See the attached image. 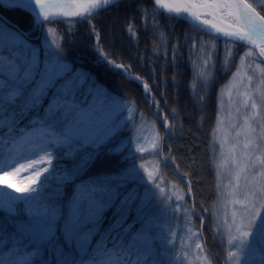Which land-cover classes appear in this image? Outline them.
I'll use <instances>...</instances> for the list:
<instances>
[{"label": "snow or ice", "instance_id": "snow-or-ice-1", "mask_svg": "<svg viewBox=\"0 0 264 264\" xmlns=\"http://www.w3.org/2000/svg\"><path fill=\"white\" fill-rule=\"evenodd\" d=\"M111 2L94 0L92 7ZM129 2L137 11L142 7L136 0ZM51 6L50 0H0V11L30 21L26 28L0 15V264H170L161 244L170 243L171 237L156 232L159 225L149 211L157 191L161 203L168 199L165 189L151 173L143 181L148 187H143L134 164L107 170L111 159L127 161L131 156L130 144L116 139L124 123V103L92 70L69 60L61 45L53 46L47 36L43 43L31 40L32 30L43 31L45 23L53 22ZM168 12L179 15L181 9L169 7ZM183 13L195 26H205L202 32L214 30L215 36L259 47V56L264 58V15L249 0H192ZM217 13L238 26L231 31L215 24L208 28V19H200L202 14ZM132 27L128 31L134 35ZM95 40L92 51L97 65L126 74L130 66L109 58L116 53L102 47L98 32ZM177 47L187 48L190 55L195 50L205 69L211 67L215 52L206 51L201 38L178 40ZM173 54L174 59L179 56L177 48ZM253 55L249 50L240 60ZM255 69L259 83L252 84L257 79L254 75L246 76L252 87L236 109L238 114L239 105L245 110L243 124L232 125L236 138L245 136L244 161L236 151L238 139L225 160L233 188L224 206L227 264H264V133L257 134V127L264 128V67L258 63ZM209 75L208 71L198 73L202 81ZM152 76L149 69L148 80L141 75L131 79L150 95L158 87ZM152 103L158 102L153 98ZM162 122L167 125V117ZM37 128L41 131L38 152L5 157L7 144L27 139ZM226 142L221 140V149ZM22 172L27 183L23 179L8 182ZM228 203L239 205L240 210L229 214ZM195 247L201 249V244Z\"/></svg>", "mask_w": 264, "mask_h": 264}, {"label": "trees", "instance_id": "trees-1", "mask_svg": "<svg viewBox=\"0 0 264 264\" xmlns=\"http://www.w3.org/2000/svg\"><path fill=\"white\" fill-rule=\"evenodd\" d=\"M136 3L142 5L139 11L129 0L117 1L95 12L88 20H57L44 25L54 27L58 44L66 50L69 60L92 70L112 93L128 99L135 106L136 114L141 112L146 119L156 122L159 133L164 135L161 147L168 162L159 165L157 179L166 187L178 185L186 190L185 203L192 211L191 219L200 229L206 259L210 264H227L228 231L223 220L226 200L231 198L227 197L225 168L221 167L223 157L215 134L219 118L218 96L248 47L206 35L191 24L160 11L152 0H136ZM249 3L264 15V0H249ZM0 15L26 28L30 25L28 19L17 13L0 11ZM129 25L133 26L134 35L129 33ZM95 32L100 35L102 47L116 53L109 58L130 66V74L148 80L151 69L152 81L158 84L151 93L158 102L156 105L145 97L138 82L118 71H109L106 65H97V56L92 51ZM30 35L32 39L37 36L36 41L41 37L35 29ZM187 37L201 38L205 50L215 52L210 68L205 69L195 50L190 55L187 48L177 47V41ZM173 48L179 53L175 59ZM203 71L210 75L202 81L198 73ZM162 115L167 117V133L160 120ZM149 155H131L127 161L113 158L107 170L136 165ZM180 176L187 179L190 188ZM202 208L208 211H201ZM231 210L232 205L228 203L229 214Z\"/></svg>", "mask_w": 264, "mask_h": 264}, {"label": "rangeland", "instance_id": "rangeland-1", "mask_svg": "<svg viewBox=\"0 0 264 264\" xmlns=\"http://www.w3.org/2000/svg\"><path fill=\"white\" fill-rule=\"evenodd\" d=\"M204 17L209 19L208 15H205ZM226 20H228L233 25H236L231 18H226ZM49 28L53 30L51 33H48L47 31ZM37 31L39 34H41V37L40 39H37V41V36L33 37L35 39L31 38L33 43H43L45 36H47L49 43H53V46L58 44V37L52 25L46 24L44 25L43 31ZM32 36L33 35H30V37ZM249 50H251L254 55L245 57L243 62H241L239 58L236 69L233 71L227 83L220 89L218 96L219 118L215 128V134L219 146L221 140L227 141L224 144L223 149H221L220 146L221 152L224 154L222 157L225 168V185L229 189H227V192L233 191V188L229 186L231 179V177L228 175L230 166L225 163V160L227 159V153L231 147V144L235 143L237 139L239 140L240 144L238 145L236 151L240 154L241 161H244L241 145L245 140V136L242 133L239 138H236L232 127L233 124H243V113L245 110L242 105H239L240 113H237L236 109L238 107V101L245 99L246 97H244L243 94L246 91H249L252 87V85H250L247 81L246 76L251 74L257 77V79H255L252 84L258 85L259 71L255 69V65L259 63L262 67H264V58L259 56V49L255 50L248 48L242 53L240 57L244 56V54ZM249 65H251V70L248 67ZM127 74L133 77L136 76L130 74L129 72L124 75L127 77ZM261 88L264 89V86H261ZM112 94L117 99L122 100L124 103V123L121 127V131L123 132L119 138L117 137L116 139L118 141H124L130 144L131 155L140 154L144 156V154L150 153V155L145 158V160L135 165L138 170V178L142 177L141 182L143 183L144 180H147L148 174L151 173L155 178V183L160 184V186L165 189V192L168 196V199H165L163 203H161L160 201L162 197L157 191V197L149 209L151 215L153 218H155L157 224L159 225V227L156 229V232L162 233L166 239L171 237L170 243L161 244V247L165 251L166 260L170 261V264H210L202 251V246L201 249H197L195 247L197 242L202 245V240L200 229L196 227L190 217L192 211L185 203L187 195L186 190L178 185L169 184L166 187L163 182L157 179L159 165L161 163H168L167 159L162 153L161 147V140H163L164 135L162 137L159 133L156 122L146 119L141 112L136 114L135 106L128 99L114 93ZM144 95L148 100H153L151 94L146 95L144 93ZM256 98L259 102V91L256 93ZM261 123H264V121ZM253 126L256 127V125ZM260 133H264V128L257 127V134ZM40 143L41 131L39 128H37L30 132V135L27 137V139H17L14 143L7 144V146L4 147V155L5 157L12 158H20L23 154L24 156H31L35 152L39 151ZM137 148L140 149L139 152L136 151ZM8 150L10 151L9 153ZM255 155H261V153L256 152ZM231 170L234 171V169ZM20 179H23L25 183L28 182L27 175L23 172L18 174L16 177L9 178L8 182L15 183ZM240 183L242 185L243 180H241ZM143 187L146 188L148 186L143 185ZM233 210H240V206L232 205L231 211ZM197 215L200 217L199 214ZM253 264H258V262H253Z\"/></svg>", "mask_w": 264, "mask_h": 264}, {"label": "water", "instance_id": "water-1", "mask_svg": "<svg viewBox=\"0 0 264 264\" xmlns=\"http://www.w3.org/2000/svg\"><path fill=\"white\" fill-rule=\"evenodd\" d=\"M117 1H120V0H112V2L109 4H102L98 8H93L92 4H93L94 0H50V3L52 5L50 8V14L53 16V21L65 20V19H88L95 12H97V11L107 7L108 5L117 2ZM152 1H153L154 5L160 11H162L168 15L174 16L176 18H179V19L191 24L192 26H194L195 28H197L200 31H201V29H203L205 27L203 25L195 26L193 24V22L190 20V18H186L184 13H183V9L186 6H188L192 2V0H161L160 4H156V0H152ZM169 7L173 8V9H175L176 7H179L181 9V13L179 15H177L175 12L169 13L168 12ZM200 11L202 13H204V12L210 13L211 9H208V10L200 9ZM88 12H90L91 14L87 15V17H85V14ZM215 15H217L216 18L214 17ZM215 15H208L209 16L208 28H210V26L212 24H215L217 26V28H224L226 31H231L233 28L238 26V25H233L232 23L225 20V17L221 16L219 13H217ZM204 16L205 15L202 14L200 19L201 20L207 19ZM229 25H231V27H229ZM203 33H205L209 36L218 38V39H222L225 41L232 42V43H241V44H244V45H246L250 48H253L255 50L259 49V47H254L253 45L247 44V42H239V41L234 42L231 40H227L226 38H224L222 36H215L214 30L212 31V33H209L208 31H203ZM258 43H259V40H257V44ZM127 77L131 78L133 76L127 74ZM162 120H163V117H162ZM163 125H164L165 132H167L168 131V124L165 125L163 123ZM181 179L184 181L185 184H188L187 179L182 178V177H181Z\"/></svg>", "mask_w": 264, "mask_h": 264}, {"label": "bare ground", "instance_id": "bare-ground-1", "mask_svg": "<svg viewBox=\"0 0 264 264\" xmlns=\"http://www.w3.org/2000/svg\"><path fill=\"white\" fill-rule=\"evenodd\" d=\"M214 17L216 18V17H217V15H215ZM223 17H224V16H223ZM215 18H214V19H215ZM225 20H226V18H225ZM227 21H228V20H227ZM228 22H229V21H228ZM9 152H10V151L8 150V153H9ZM21 156H24V154H23V155H21Z\"/></svg>", "mask_w": 264, "mask_h": 264}]
</instances>
